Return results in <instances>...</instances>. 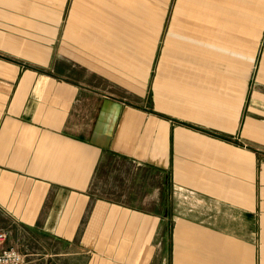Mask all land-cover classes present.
Returning a JSON list of instances; mask_svg holds the SVG:
<instances>
[{
    "label": "crops",
    "instance_id": "1",
    "mask_svg": "<svg viewBox=\"0 0 264 264\" xmlns=\"http://www.w3.org/2000/svg\"><path fill=\"white\" fill-rule=\"evenodd\" d=\"M170 4L0 0V231L25 264H264V0H178L165 33Z\"/></svg>",
    "mask_w": 264,
    "mask_h": 264
},
{
    "label": "rangeland",
    "instance_id": "2",
    "mask_svg": "<svg viewBox=\"0 0 264 264\" xmlns=\"http://www.w3.org/2000/svg\"><path fill=\"white\" fill-rule=\"evenodd\" d=\"M177 1L178 0H171V4H170V9L168 11V17H167V24H166V29H165V33L166 32H169V29H170V26H171V23L173 21V15H174V12H175V7H176V4H177ZM252 28H254V26L252 25L251 26ZM167 41V38L165 39ZM263 56H264V33H263V37L258 45V51H257V55H256V58L253 60V63L251 64V82H252V85L255 83V79H256V76H257V73L259 72L260 70V66L262 64V59H263Z\"/></svg>",
    "mask_w": 264,
    "mask_h": 264
},
{
    "label": "built area",
    "instance_id": "3",
    "mask_svg": "<svg viewBox=\"0 0 264 264\" xmlns=\"http://www.w3.org/2000/svg\"><path fill=\"white\" fill-rule=\"evenodd\" d=\"M8 234L0 231V264H25L24 256L13 248L5 246Z\"/></svg>",
    "mask_w": 264,
    "mask_h": 264
}]
</instances>
